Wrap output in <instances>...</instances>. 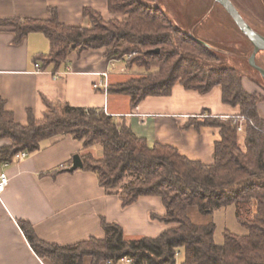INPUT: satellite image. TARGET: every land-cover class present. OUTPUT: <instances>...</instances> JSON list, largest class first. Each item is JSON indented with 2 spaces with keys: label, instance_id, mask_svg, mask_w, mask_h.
<instances>
[{
  "label": "trees",
  "instance_id": "16d2710c",
  "mask_svg": "<svg viewBox=\"0 0 264 264\" xmlns=\"http://www.w3.org/2000/svg\"><path fill=\"white\" fill-rule=\"evenodd\" d=\"M103 1L111 14L123 19L106 21L99 12L85 9L84 17L90 26L71 27L62 24L57 10L51 9L49 21L0 20V28L12 29L17 43L31 33L43 34L51 45L48 55L36 59L43 71L50 67L59 71L74 50L81 53L104 48L109 62L124 61L136 52L127 67L142 69L143 74L112 85L108 91L129 96L134 107L148 97L170 96L177 83L201 94L220 86L224 104L239 107L240 117L246 119L245 150L240 147L235 118L203 113L187 124L186 128L212 127L221 131V139L215 143L214 164L207 166L170 146L157 144L150 148L125 123L117 122L103 110L74 108L46 97H42L43 118L37 119L29 112L28 125L22 126L0 97V142H11L0 146V166L12 163L19 153L41 150L46 140L71 136L85 151L96 145L103 148L99 159L89 152L83 155L82 170L95 174L107 195L117 196L123 207L140 198L157 197L165 208L164 215L150 214L152 221L167 227L156 238L129 239L122 226L103 221V239L67 247L43 242L30 223L21 221L32 248L51 264H85L87 258L92 259V264H118L124 258L131 259L132 264H178L180 251L184 253L181 264H264V121L258 111L261 98L245 91L239 71L210 70L201 65L195 56L216 59L212 50L175 27L160 9L151 6L154 0ZM222 9L235 30L252 45ZM261 58L264 52L256 58L257 66L264 69ZM64 172L67 169L60 168L49 175L56 177ZM128 174H133V179L121 187ZM229 206L236 207L237 221L248 235L238 236L226 230L223 245L214 241V222L200 225L189 217L191 208L213 216Z\"/></svg>",
  "mask_w": 264,
  "mask_h": 264
},
{
  "label": "crops",
  "instance_id": "0c3cea01",
  "mask_svg": "<svg viewBox=\"0 0 264 264\" xmlns=\"http://www.w3.org/2000/svg\"><path fill=\"white\" fill-rule=\"evenodd\" d=\"M231 1L252 28L246 14L264 21L263 0ZM154 6L210 49L227 55L235 52L238 42L225 44L213 40L220 38L217 33L222 34L223 30V25L215 21L223 8L217 0H155ZM51 9L57 10L62 24L71 27L90 26L89 19L84 17L85 9L99 12L106 21L122 19L111 14L103 0H0V20L49 21ZM50 50V42L41 33H31L17 43L12 29L0 28V97L22 126L28 125L29 112L37 119L43 118L42 97H46L74 108L103 110L117 122L125 123L150 148L157 144L170 146L192 161L211 166L221 131L212 127L186 128L190 119L203 113L221 119L235 118L238 123L242 119L239 107L224 104L220 86L201 94L177 83L170 96L148 97L134 107L129 96L108 92L110 86L133 77V69H128L126 62H109L103 55L94 60L85 58L90 51H84L78 57L71 55L59 71L53 67L43 71L36 59L48 55ZM105 73L108 90L95 89L94 85L103 81ZM243 87L249 94L264 95L263 88L248 77L243 78ZM258 111L264 121V98L258 104ZM242 124L245 128L246 122ZM239 142L245 150V131L239 133ZM2 145L11 142L3 140ZM88 152L98 159L103 156L100 145L85 151L71 136L57 137L44 141L41 150L28 154L26 159L0 166V172L9 178L8 187L0 195V264H51L34 251L20 226L21 221L30 223L43 242L61 247L103 239V221L122 226L129 239L156 238L167 229L150 219L151 213L165 214L160 198H140L123 207L117 196L105 193L93 173L77 170L56 177L49 175L60 168L68 170L75 155L82 158ZM189 217L195 224L214 222L213 216L201 214L198 208H191ZM85 264H92V259H85Z\"/></svg>",
  "mask_w": 264,
  "mask_h": 264
},
{
  "label": "rangeland",
  "instance_id": "374dc122",
  "mask_svg": "<svg viewBox=\"0 0 264 264\" xmlns=\"http://www.w3.org/2000/svg\"><path fill=\"white\" fill-rule=\"evenodd\" d=\"M154 3H155V0L151 4V6L157 8L156 6H154ZM246 15H247L248 21L251 24H253V26H254L253 28H255L262 35H264V21L261 20L260 18H257L255 16L250 15L249 13ZM216 16L217 17H216L215 21L219 25H221V24L223 25V27H222L223 30H222V34H220V32L217 33V36H219L220 38L216 37V38H213V40L216 41L217 43H219V41H223V43H225V44L231 43L232 41H236V42H238L237 43L238 46H237L236 50H234L235 52L230 54V55H227L225 53H221L215 49H213V50L211 49L212 52L214 53V57L216 59L207 60V59L201 58L200 56H197V55L195 56V59L198 62H201V65L205 66L206 68H208L210 70L211 69H214V70L215 69H221V68H223V69H227V68L235 69V70H237L243 74V78L244 77L250 78L251 80L256 82L260 87H262L264 90V79H263V77L261 75H259L255 69H252L248 63V59H249V57L253 51V46L250 45L240 35V33L237 30H235L234 26L230 23V21H228V19L226 18L223 11L216 14ZM120 17L123 19V16H120ZM122 19H120V20H122ZM116 20H119V19H116ZM169 20L174 24V22L171 19H169ZM174 26L179 28L175 24H174ZM179 29H181V28H179ZM181 30H183V29H181ZM185 33H187V32H185ZM221 36H223V37H221ZM89 51L90 52H88V54H86L88 56H85V58L89 57V58L94 60V58L99 57V55L104 56L106 49L103 48V49L89 50ZM73 54L76 57L79 56V52L74 50L71 52L69 58ZM130 55H132L131 58H129ZM130 55H128L123 62H126V64H127L128 61H130L133 57L137 56V53L133 52ZM262 58H263V56H262ZM262 58H261V60L264 64V61H263L264 59H262ZM143 72L144 71L142 69L134 68L132 71V74H133V76H135V75L141 76L143 74ZM257 95L261 98V100L264 98L263 94H261V95L257 94ZM133 177H134L133 174H128L125 177V179L123 180L121 187H124L125 185H127L133 179ZM213 220H214V223L216 225V231H215V235H214V241H215L216 245H223L224 244V233L226 230H228L232 234H235L238 236L248 235V230L245 229L243 226H241L237 221L236 207L235 206H229L227 208H223L221 210L216 211L213 214ZM183 257H184V253H183V251H180V254L178 255V258H177L178 264L182 263Z\"/></svg>",
  "mask_w": 264,
  "mask_h": 264
},
{
  "label": "water",
  "instance_id": "95a60500",
  "mask_svg": "<svg viewBox=\"0 0 264 264\" xmlns=\"http://www.w3.org/2000/svg\"><path fill=\"white\" fill-rule=\"evenodd\" d=\"M220 5L226 10V12L233 19L240 31L252 44L254 51L250 57L249 63L256 71H258L264 77V69L260 68L256 64L257 55L260 52H264V37L257 33L243 18L236 6L231 0H217ZM84 168L83 160L79 155L73 157V165L67 170L72 173Z\"/></svg>",
  "mask_w": 264,
  "mask_h": 264
},
{
  "label": "built area",
  "instance_id": "2783aa9c",
  "mask_svg": "<svg viewBox=\"0 0 264 264\" xmlns=\"http://www.w3.org/2000/svg\"><path fill=\"white\" fill-rule=\"evenodd\" d=\"M132 55H130L129 58H131ZM37 69L40 70V65H36ZM103 76V81H100V83H96L94 85L95 89H99V88H104L105 90H108V74L105 73L102 75ZM56 78V76H54ZM243 122H246L245 118L240 119V123H238V133L244 132L245 128L243 126ZM28 157V153L27 152H22L19 153L15 156L13 161H20L23 159H26ZM9 165V163L3 164V167H7ZM9 185V178L8 176L4 173V172H0V195L6 190V188ZM108 264H112L111 262H108ZM118 264H132V260L129 258H124L121 262H119Z\"/></svg>",
  "mask_w": 264,
  "mask_h": 264
}]
</instances>
